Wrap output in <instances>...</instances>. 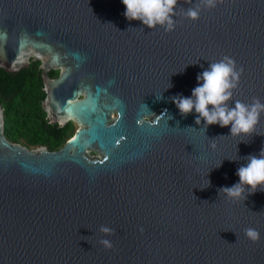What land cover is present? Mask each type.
<instances>
[{
	"label": "water",
	"instance_id": "obj_1",
	"mask_svg": "<svg viewBox=\"0 0 264 264\" xmlns=\"http://www.w3.org/2000/svg\"><path fill=\"white\" fill-rule=\"evenodd\" d=\"M199 2L177 0L165 30L129 21L122 0H0V67L39 60L49 122L78 124L58 148H28L4 135L0 103V264H264V191L218 192L264 147V111L230 135L171 99L228 57L243 67L229 106L264 104V0L187 17Z\"/></svg>",
	"mask_w": 264,
	"mask_h": 264
},
{
	"label": "clouds",
	"instance_id": "obj_2",
	"mask_svg": "<svg viewBox=\"0 0 264 264\" xmlns=\"http://www.w3.org/2000/svg\"><path fill=\"white\" fill-rule=\"evenodd\" d=\"M215 2L216 0H200L198 4L187 8L185 15L197 19L201 5L214 7ZM122 3L125 6L124 16L129 21L139 20L149 29L157 25L166 26L165 30L173 28L177 0H122ZM242 73L243 67L237 72L235 61L225 57L218 62L209 63L208 68L197 74L198 84L192 89L191 96L177 94L171 99L182 116H187L194 110L198 114L195 117L198 125L202 121L206 128L213 124L221 127L231 125L230 135L249 134L258 123L260 113L264 111V104L258 99L251 104L237 100L234 107L229 106L227 101L232 97L231 89L237 87ZM244 159L246 163L241 164L235 173L239 181L230 187L222 186L218 189L219 193L223 192L228 197L238 199L244 193L245 186H248V194L257 190L264 191V147L258 155L249 154ZM99 231L105 234L114 232L113 229L103 225ZM245 234L253 242L259 240V232L253 228L245 229ZM100 243L107 248L112 247L107 239H102Z\"/></svg>",
	"mask_w": 264,
	"mask_h": 264
},
{
	"label": "trees",
	"instance_id": "obj_3",
	"mask_svg": "<svg viewBox=\"0 0 264 264\" xmlns=\"http://www.w3.org/2000/svg\"><path fill=\"white\" fill-rule=\"evenodd\" d=\"M39 60L16 71L0 67V103L3 107L4 135L10 142L28 148L55 149L69 139L75 128L49 122L42 107L45 93ZM58 71L51 70L50 75Z\"/></svg>",
	"mask_w": 264,
	"mask_h": 264
},
{
	"label": "flooded vegetation",
	"instance_id": "obj_4",
	"mask_svg": "<svg viewBox=\"0 0 264 264\" xmlns=\"http://www.w3.org/2000/svg\"><path fill=\"white\" fill-rule=\"evenodd\" d=\"M40 62V61H39ZM40 64V63H39ZM51 70H55V69H51ZM51 70H49V76L50 77H52V78H55V77H57L58 76V73H57V75H55V76H51L50 75V71ZM56 71H58V70H56ZM78 98H80V95L78 96ZM116 112L115 111H113L112 112V116L114 117V116H116ZM55 123H57L60 127H64V126H69V127H73V128H75V130L77 129V127H78V124L73 120V119H68V120H66L63 124H60V123H58L57 121L55 122ZM75 132V131H74ZM64 144V143H63Z\"/></svg>",
	"mask_w": 264,
	"mask_h": 264
}]
</instances>
